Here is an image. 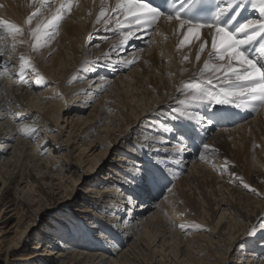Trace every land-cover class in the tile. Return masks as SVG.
<instances>
[{
  "label": "bare ground",
  "instance_id": "6f19581e",
  "mask_svg": "<svg viewBox=\"0 0 264 264\" xmlns=\"http://www.w3.org/2000/svg\"><path fill=\"white\" fill-rule=\"evenodd\" d=\"M43 2L49 6L41 7L42 0H0V20L18 27L16 22L27 23V18L35 13L37 8H41L43 18L33 21L37 25L51 18L56 9L67 0H43ZM103 2L110 9L115 6L117 0H103ZM258 2L259 0H252V3L257 5ZM101 3L102 0H72L71 11L65 14V21L55 33L58 51L63 54L62 59L52 60L53 56L50 57L57 52V48L51 53L52 51L49 50L52 47L46 45L47 49L43 51L48 52V56L39 52L41 49L37 51V48L35 55L36 60H40V68L36 66L35 60H32L34 58L30 57V44L19 38L21 31L9 34L0 28V205L13 184L16 194H22L21 197L19 194L16 195L17 202H21L23 196L33 192L31 182L33 175L26 166L29 151L35 156L39 146L43 145V149L48 143L55 150L56 148L53 147L58 140L47 134L56 131L59 135H63L65 129H69L65 146L72 147L71 151L78 152L79 165H89V158L92 157L101 165L97 168L92 166L94 169L87 173L93 175L97 169L102 171L105 168L108 171L107 177L102 179L105 186L98 187L101 191L96 189L97 185L93 186L95 188H92V185L88 188V191H93V195H88L86 204L102 216L101 218L92 215L93 222L90 229L97 232L95 234L97 236L94 238L82 232L83 238L89 240L75 243L84 246L83 249L94 247L99 249L97 252L87 253L74 248L73 243H70L72 246H67L69 242L65 245L64 242L62 244L60 241H55L58 246L62 244L60 251L44 249L42 253H34V256L47 258L49 255H56L58 263L55 264L107 262L108 264H142L137 260V252L143 248L148 249L147 245L151 240V244L156 245V238H161L160 250L165 252L170 248V255H177L175 249L180 246L179 252L182 257L186 254L189 257L191 253L195 255L208 253V257L203 260L204 263L212 259V255L218 258V264L233 262V256L237 257L240 252L244 254L239 257L247 259L241 264H264V139L262 138L261 149H256L258 152L256 155L260 156L256 158V165L251 164L253 159H249L250 161L243 159L244 157L242 161L239 159L240 171L248 170L245 180L241 178V173L230 165L231 159L235 160L238 153L229 145L231 140L229 137H233L238 143L240 135L244 137L247 134L254 135L255 131L260 129L264 133V106L254 118L245 119L237 127L229 128L231 126L229 123L219 125L211 120L213 119L211 110L222 105L213 106L200 102L182 104L181 101L186 100L185 94L188 93L185 88L186 82L201 83L202 86L215 90L213 88V85L217 84L215 79L213 85L206 84V79L212 74L206 73L201 77L204 62L209 59L208 54L212 50L211 35H209L212 30L205 27L201 30L200 40L193 39L190 44L181 45L186 30L178 29L175 20L168 22L161 18L151 33L141 37V33L137 32L127 44H123L122 32L114 23L106 26L104 19L99 23L96 22L101 11ZM251 12L253 20L261 19L258 7L253 8L251 4ZM39 15L38 13L36 16ZM148 35L152 36L148 49L143 52L138 51L144 46L141 43L147 40ZM109 39L113 40L108 42ZM205 40H207L205 50L200 53V46ZM99 41L103 44L99 45ZM153 46L156 48L152 49ZM39 53L48 58L43 59ZM198 53L199 61L196 58ZM21 57L34 66L30 67L26 63L27 71L23 76L18 75ZM131 61L137 66L127 72L130 65H133ZM42 84L49 87L38 94L29 91L32 85L37 87ZM109 85L111 87H108ZM106 89L108 91L98 98V94ZM89 108L91 110L87 116L82 117ZM60 113L63 114L62 121ZM173 116L177 118L173 119ZM59 121L63 123L62 126L59 125ZM102 125L104 127H101ZM24 129H28L27 132L35 130L33 140L38 139L33 143L36 142L37 147L31 148L30 145L33 143L23 139L22 136L27 133L23 131ZM231 132L236 133L235 136H232ZM94 133L98 134V138L100 137L99 142H97L99 139L93 136ZM196 134H201L203 140L200 141L196 137L197 145L192 149L191 140ZM237 134L239 136H236ZM133 136L137 137L135 143L139 144L130 150L138 149V151L129 154L128 159L133 160L127 161L124 157L128 152L123 147L128 148L131 145ZM103 138L109 143L107 147L101 144ZM205 144L209 146L208 149L203 147ZM111 147L113 152L110 153ZM98 149L100 152L94 156ZM108 152L114 157L120 155L123 158H106ZM48 155L45 164L47 168L56 164L55 156L51 151ZM204 161L207 164L211 162L215 173L217 171L222 173L215 183L222 184L224 189H221L220 185L218 187L221 190L215 189L212 192L210 188L213 186L212 172H208L209 168L207 170L205 164L203 165ZM133 165L136 167L134 168ZM184 170L188 171L185 173ZM50 171L53 180L63 178L59 177V179L58 175L53 176L54 172ZM109 183L112 190L107 189ZM57 185L59 184H53L55 188ZM205 187L210 188L209 192H212L209 195L212 202L209 204L206 200L208 205L206 212L203 210L204 205L201 204L203 199L198 196V200H195L196 195L193 196L196 194L195 190L199 188L205 190ZM191 194L192 197L189 196L187 200L191 203L190 211L198 212L199 216H201L200 212H204L205 216L201 219V223H204L202 226L210 228L212 225V227L208 230L201 224L197 225V232L204 230L208 232V236L193 235V239L185 236L187 240L179 242L178 235L174 233L169 235L168 230L165 231V221L159 213L169 216L167 209L175 207L180 198L184 199L185 195ZM200 194L202 195L201 192ZM161 198L163 200L160 202ZM152 209H156L154 214L147 216ZM219 211L221 214L214 225V216ZM189 217L190 215L181 216L179 222V219L174 220L176 226L172 224L173 228L184 226L187 232L195 231L192 228L194 225L189 224L192 220ZM159 227H163V230L158 229ZM0 232L1 248L4 236L10 233V230L5 232L0 230ZM203 237L206 239L205 243ZM170 239L172 245L169 243ZM245 240L250 241L248 249L240 248L238 245L239 249L231 251L234 244L241 245ZM105 242H108L106 245L112 248L110 254L114 257L109 259L110 261H107L109 257L106 256L105 251L109 249L104 246ZM165 247L167 250L164 249ZM13 248L10 247L8 250L11 251ZM210 249L215 254H209ZM246 250H249V253ZM223 251L230 253V257H227V254L223 255ZM152 252L154 253L152 260L156 263L155 251ZM169 254L161 253L163 258L169 257ZM188 260L191 259L187 258L185 261L181 259L179 264H187Z\"/></svg>",
  "mask_w": 264,
  "mask_h": 264
},
{
  "label": "rangeland",
  "instance_id": "374dc122",
  "mask_svg": "<svg viewBox=\"0 0 264 264\" xmlns=\"http://www.w3.org/2000/svg\"><path fill=\"white\" fill-rule=\"evenodd\" d=\"M42 15H43V13H42ZM38 18L42 19L43 17L41 16V14L39 16L34 17L32 19V23L31 24H28V23H25V22L22 23L20 21H19V23L18 22H16V23L18 25V28L21 29V32L19 33V35H20L19 38L20 39L23 38V41H25V43L28 42L30 44V46H31V49H30L31 56L30 57H31V59L34 58L32 60H35L34 62L36 64V66L38 68H40V65H39L40 64V60H36V55H35L36 51L32 50L33 49V45L36 42L35 39L32 36V31L36 27V24L33 21H35V19L37 20ZM27 20H28V18H27ZM64 21H65V19H63L61 21L62 23L59 24V28L62 26ZM119 35H117V37L121 36V35L120 36ZM56 37H57V35H54V38H52L50 40V42L44 44V46H42L40 48L38 47L37 51H39L41 49L39 52H43L44 54L46 53L45 55L48 56L49 53L43 51L44 49H47V47H49V48L52 47L49 51H52L51 53H54L56 48H57V50H56L57 52L55 54H52L50 57L53 56L52 60H54L56 58H59L61 60L63 54H62V52L60 50L58 51L59 46H58ZM151 38H152V36L149 37V35H148L147 40H145L143 42V44L141 43L142 46L144 45L143 47H140L142 50H140V48H139L138 51L143 52L144 50H147L148 47H149V43L151 42ZM112 40L113 39H109L108 42H110ZM100 41L98 42V44L102 45L103 43H100ZM51 44L52 45L54 44V45L52 46ZM46 45H47V47H46ZM155 48H154V46L152 47V49H155ZM39 54H40V57L41 56L43 57V59H45V58L47 59L48 58V57L44 56V54H41V53H39ZM136 66L133 63V65L132 66L130 65V68L127 69V72L130 69L131 70L135 69ZM34 82H36V81H34ZM38 82H40V81H37V83ZM76 84H78V83L76 82ZM71 85H73V83H71ZM71 85H69V86H71ZM48 87H49L48 85H44V84L39 85L37 87L32 85V87L29 88V91L33 92L35 94H38V93H40L42 91H45ZM108 87H111V85H109ZM107 91H108V89L100 92L97 97L99 98L102 94H104ZM78 105L80 106V104H78ZM90 110H91V108H89L86 112H84L82 114V117L87 116V114L90 112ZM60 116H61V121H62L63 114L60 113ZM108 117L109 116H107V118ZM252 118H254V117H252ZM252 118H249V119H252ZM63 120H64V117H63ZM61 121H59V125H61V124L63 125V123ZM103 125L101 127H104ZM237 125H240V124H231V126L229 128H235V127H237ZM226 129H228V128H226ZM68 130L69 129H65V132H64L63 135H59L56 131H53L52 133L50 132V133L47 134L49 137L52 135L53 138H56L58 140V142H56V144L53 147V148H56L55 150L52 149V146H50V143H48V144L45 145V147L43 149H42L43 145L39 146L37 152L35 153L36 154L35 156H33V154H30L31 151H29L30 153H29V155L27 156V159H26V160H28L27 163H26V166H27L28 170H31V173L33 175V178H31L33 192L31 194H29V195L23 196L21 202L20 201L17 202V199H16L17 196L16 195H18L19 193L17 192L18 194H16L15 184H13L11 186V190L5 196L2 204L0 205V230H3L4 232L10 230V233H8V234H6L4 236L5 239H4V242L2 244V247L0 248V250H1V252H0V264H55L56 262L58 263L57 258H55L56 255H49L47 258H44L42 256L41 257L40 256H34L33 254L34 253H42L44 249H49V250H52L53 252L54 251L58 252V251H60L62 249L61 245L63 244V242L65 243V245H66L67 242H69V245H67V246H72V245H70V243H73V245L75 246L74 248H77V250H84L87 253H89V252H91V253L92 252H97V249H99L98 247H97V249L95 247H94L95 249L94 248L83 249L84 246L75 245V243L76 242H80V241L84 242V241L89 240V238L88 239L87 238H83L84 234H82V232L83 233H87V234H89V236H92L94 238L97 236V235H95V234H97V232H95L94 230L90 229L91 226H92L91 222H93L92 221V215H93V217L99 216L101 218H102V216L94 208H92L88 204H86V200L88 199V195H93L92 194L93 191L92 192L88 191V188L91 185H92V188H95L93 186L97 185L96 189L101 191L100 189L105 186V185H103L104 180H102V179H105L107 177L106 173L108 171L105 168L102 171L100 169H97V172L95 174H93V175H90L89 173H87V172H90L92 169H94L92 166L97 168V167H100V165H101L99 162L96 161L97 160L96 158L92 159V157L89 158V165H86V166L79 165L80 162L77 159L78 156H79L78 152L77 151H73V150L71 151L72 147L70 148L69 146H65V145H67V141H68V139L66 138ZM32 133L33 132L25 133V135L22 136L23 139L26 140L28 143H33L38 138L33 140L35 132L33 134ZM233 134L231 132L232 136H235L236 133H233ZM93 136L97 137L98 134L94 133ZM236 136H239V135L237 134ZM104 137L108 138V136H104ZM90 138H93V137H90ZM99 138L97 137V139H99ZM136 138L137 137H135V136L132 137V139L130 141L131 145H129L128 148L127 147L126 148L123 147V149L127 150V152H128L127 153L128 155H126L124 157V158H126L127 161L133 160V159H128L130 157L129 154L136 153L138 151V149H136V151L130 150V148H135V147H137V144H139V143H135V141L137 142ZM238 138H240V139L238 140V143H236V141H235V139L233 137H229V139H231V140H229V145L231 146L232 149L235 150V151L233 150L234 152L238 153V156H237L238 158L236 157L235 160L231 159L232 161L230 162V165L232 166V168H234L237 171H239L241 173V176H242L241 178H243L245 180L246 179V173L248 172V170L245 169V170H243L241 172L238 166H240V162L242 161L243 157H244L243 159H246L248 161L253 159V162L251 160V164L252 165L253 164L256 165V162H257L256 160L258 159V157H260V156H257L258 152L256 151V149L257 150L261 149V144H263L262 140L264 139V133L260 129V130L255 131L254 135L253 134H247V136H245V137H244V135H242V136L240 135ZM99 141H100V139L97 142H99ZM232 143L233 144L235 143V144L233 145ZM42 144H43V142H42ZM101 144L103 146L107 147L109 143H107L106 139L104 140V138H103L101 140ZM36 145L37 144L35 142V143L31 144L30 146L32 148L34 146L37 147ZM50 151H51V154L53 156H55V161H56L57 165L54 164L53 166H49V168H50L49 169V168H47V166L45 164H46V161H47V157L46 156H49L48 154H49ZM97 151L98 152H96L94 154V156L100 152L99 149ZM102 152L104 153V150ZM111 152H113L112 151V147L110 149V153ZM110 153L108 152L106 158L109 157L110 159H112L114 157V155H112V154L110 155ZM90 154L91 153H89V155ZM231 154H232V156H234L233 153H231ZM29 156L30 157L32 156V157L29 158ZM114 158H123V156H120V155L116 156L115 155ZM92 160H94V161L92 162ZM102 162L103 161L101 160V163ZM210 163L211 162H208V164H207V162L204 161L203 165L205 164L204 166L206 167L207 170L209 168L210 171L208 170V172H210V173L212 172L213 173V174L211 173V175L214 177V178L212 177L213 186L211 184L212 187H210L212 192H213V190H215V189L218 191V190H221L223 188L222 184H220L221 185L220 186L219 184L215 183L216 180L218 181L217 177L220 176L222 173H220L218 171H217V173H215L216 171H215V169H213L211 167ZM124 166H125V164H124ZM108 167L109 166H107V168ZM188 167H187V169H188ZM210 168L213 169V170H211ZM50 170L52 172H54L53 176L58 175V178L59 177H63L62 178L63 180L62 179L61 180H55V179L53 180L52 176L49 174ZM99 171H101V172H99ZM184 171L186 173L188 170L187 171L184 170ZM115 179H117V178L115 177ZM219 179L221 180V178H219ZM55 183L59 184V185L56 186L57 188H55L53 186V184H55ZM108 185L109 186H107V189L108 190H112V188H110L111 184L109 183ZM22 186H24V185H22ZM194 186L197 187L196 185H194ZM218 186H220L221 189ZM98 187H101V188L98 189ZM210 188L205 187V190L204 189L201 190L199 188V189L195 190L196 194H194V195L191 194V195H188V196L185 195V197H183L184 199L180 198L179 202L176 203L177 205L176 204L174 205L175 207H171L170 209H167V212H168L169 216L168 215L166 216L165 214L161 215V213H159L160 217H162L163 220L165 221L164 228H165V231H166V229L168 230V234L169 235H170V233H172V234L174 233V235H178L179 238L178 237L177 238H178L179 242L180 241H184L185 242L187 240V239H185V236L189 237V239H193L192 238L193 235L195 236V235H199V234L208 236V232H206V231L204 232V230L197 232L198 229H196L197 225L200 226V224H201V226H202V224H204V223H201V221H202L201 219L205 216V215H203L204 212H200L201 216H199L198 212H196V211L195 212L194 211L191 212L190 211L191 203L189 201H187V200H189V196L192 197V195L193 196L196 195V197H194L195 200H198V198H197L198 196L201 197L203 199L201 201V204L204 205L203 210H205V212H206V210L208 211L207 201H209V204L212 202L211 197L209 196V195L212 194V192H209V191H211ZM200 192L202 193V195L200 194ZM190 193H191V191H190ZM122 194H120V195H122ZM164 195H165V193L162 195L163 196L162 198H164ZM21 196H22V194L20 193L19 197H21ZM162 198L160 199V202L163 200ZM112 200H114V199H112ZM120 200L124 201V199H120ZM195 204H198V203L195 202ZM210 207L212 209L211 205H210ZM154 210L156 211V209H152L148 213L147 216H150V215L154 214V212H155ZM79 211H82V212H79ZM210 213H212V211L209 212V215H210ZM220 214H221V212L219 211L214 216L215 217L214 221H213L214 225L216 224ZM185 215L186 216L190 215L189 219L191 218L192 220L190 219L191 223L189 222V224L194 225V227H192V228L195 229V231H192V232L188 231L187 232V230L185 228H180V226H177L176 228L175 227L173 228L172 224L176 226V224H175L176 222L174 220H178L179 219L178 220V222H179L181 216H185ZM8 216H10V217L8 218ZM167 219H169V220H167ZM189 219H187V220H189ZM171 221L173 223H171ZM167 222H169V223H167ZM170 223H171V225H169ZM191 225L189 227H191ZM115 226H117V225H115ZM121 226H123V225H121ZM168 227H170L171 229L168 228ZM202 227L206 228V226H202ZM211 227H212V225H211ZM123 228H124V226H123ZM210 228H206V229L209 230ZM158 229L163 230V227L162 228L159 227ZM156 231H157V229H156ZM158 232L159 231H157V233ZM161 234L163 235V233H161ZM204 238L205 237H203V240H204L203 243H205V240H206ZM55 241H60L62 244L60 246H58V245H56ZM54 242H55V245L53 244ZM88 242H90V241H88ZM151 242H152V240L149 242L150 244L147 245L148 249L143 248V250L137 252V254H136L137 256L135 255L137 257V260L139 262H142V264H158V262H159V264H179L181 262V259H183L185 261L187 258L192 260V261L188 260L187 264H199V263L200 264H202V263L206 264L207 262L209 264H218V258L214 257L213 255H212V257H213L212 259L207 260L204 263L203 260L206 258V256L208 257V253L207 254L203 253V254H199V255H195L194 253H191L192 255L189 256V257L187 256V254L183 255V257H182L181 256L182 254L179 252V249H181V248H179L180 247L179 246L177 248V250L175 249L176 254L178 256L177 255L174 256L173 254H171V255L169 254L170 253V248H168V250H167V248L165 247L164 249L167 250L165 252L164 251L162 252L160 250L159 246H160V244L162 242L161 238H156V242H155L156 245H154L153 243H152L153 244L152 245ZM106 243H108V242H105L104 246L105 247L107 246V249H109V251H105V252H106V256L109 257L107 261H110L109 259H112V257H114V256L110 254V251L112 250V248H110V246L106 245ZM169 243H171V245H172L171 239L169 240ZM174 243H175V241L173 242V244ZM248 243H250V241H246L245 240V242L243 244H241V245H240V243H238L236 245L234 244L232 246V248H231V251L232 250L236 251V249H239L238 248L239 246H240V248L248 249ZM222 246H223V243L221 244V247ZM10 247L11 248L14 247V248L11 251H9L8 248H10ZM36 248H38V249H36ZM144 249L147 250V251L145 252ZM152 250L155 251L156 263H154V260H152L154 258L153 257L154 253L152 252ZM246 251L249 253V250H246ZM208 252H209V254L210 253L211 254H215L214 251L211 252V249ZM161 253H163V255L164 254H166V255L169 254V257L165 256L163 258ZM222 253H223V255L227 254L226 256L230 257V253H227V252L225 253L224 251ZM204 254H206V255H204ZM242 254H244V253L240 254V252H239L237 257L235 256V258H234V256H233V259H232L233 262L229 261V263H226V264H241V263H243V261L247 260V259L239 257V256H242ZM194 255H195V257H194ZM32 256H34V257L33 258H29V257H32ZM13 258L15 260H13ZM17 259H21V260H17ZM113 259L115 260L116 257L113 258ZM170 261H171V263H170ZM105 264H108V262L105 263Z\"/></svg>",
  "mask_w": 264,
  "mask_h": 264
},
{
  "label": "snow or ice",
  "instance_id": "6c2138e0",
  "mask_svg": "<svg viewBox=\"0 0 264 264\" xmlns=\"http://www.w3.org/2000/svg\"><path fill=\"white\" fill-rule=\"evenodd\" d=\"M221 4H226V7H221ZM48 6L42 0L41 7ZM210 7L218 10L209 12ZM244 7L242 0H165L163 8L154 4L152 0H117L115 6L109 9L102 0L101 11L96 22L99 23L101 19H104L106 26L114 23L115 27L122 32L123 44H127L137 32L141 33V37L147 35L146 30L152 29L161 18L168 22L175 20L178 23V29L186 30L181 45L190 44L193 39L200 40L201 30L205 27L212 30L209 33L212 50L208 54L209 59L204 62L201 77H204L206 73L212 74L206 79V84L213 85L215 79L217 81V84L213 85L215 90L204 87L201 83L186 82L185 88L190 95L186 93V100L181 103L200 102L213 106L235 105L238 108L243 105L252 106L255 110V106L264 104V62H262L264 61V42H258V40L264 41V0H259L258 5L252 3L253 8L258 7L261 19H249L234 25L233 22L239 12L230 17L227 13L234 8L243 9ZM71 8L72 0H67L56 9L51 18L36 25L32 31V36L36 41L33 45L34 50L54 38L60 22L65 14L71 11ZM38 13L42 15L41 8L36 9V12L28 18L27 23L31 24L32 19ZM0 28L9 34L21 31L20 28L4 20H0ZM206 43L207 40L201 44L200 53L204 52ZM254 43L258 44L252 49L258 54L255 57L249 51ZM196 58L199 61V53ZM21 61L19 76H23L27 71L26 63L34 67L30 65V62H25L23 57ZM214 61L221 63L217 64ZM23 131L27 132L28 129ZM203 147L209 148L207 144ZM133 167L136 166L133 165ZM245 187L250 186L245 185Z\"/></svg>",
  "mask_w": 264,
  "mask_h": 264
}]
</instances>
